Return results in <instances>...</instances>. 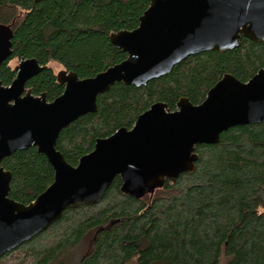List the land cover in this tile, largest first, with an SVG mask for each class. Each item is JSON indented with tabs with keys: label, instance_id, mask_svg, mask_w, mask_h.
<instances>
[{
	"label": "trees",
	"instance_id": "1",
	"mask_svg": "<svg viewBox=\"0 0 264 264\" xmlns=\"http://www.w3.org/2000/svg\"><path fill=\"white\" fill-rule=\"evenodd\" d=\"M151 0H0V23L14 19L13 54L0 81L17 74L10 61L55 60L81 78L127 58L110 34L133 30ZM264 68V42L243 37L239 47L191 55L148 85L123 82L98 98L99 110L64 128L57 148L77 165L96 140L131 128L155 100L199 104L225 73L248 81ZM49 100L64 87L51 70L29 82ZM172 110V108H169ZM193 171L168 182L149 203L121 191L118 177L102 201L68 209L46 230L0 257V264H264V121L229 128L216 144L197 146ZM13 174L10 197L29 204L54 180L36 147L3 160ZM85 244V247H84ZM225 260L221 261L222 255Z\"/></svg>",
	"mask_w": 264,
	"mask_h": 264
},
{
	"label": "water",
	"instance_id": "2",
	"mask_svg": "<svg viewBox=\"0 0 264 264\" xmlns=\"http://www.w3.org/2000/svg\"><path fill=\"white\" fill-rule=\"evenodd\" d=\"M243 37L264 42V0H151L137 28L110 34L127 58L93 77L60 71L65 90L53 101L26 88L45 67L36 58L22 60L11 85L0 81V257L66 210L102 201L118 177L123 193L140 198L195 170L198 145L218 143L231 127L264 121L261 68L248 81L225 73L199 104L181 97L173 111L164 101L153 103L132 128L98 138L77 165L57 148L62 130L95 113L98 97L116 83L143 87L191 55L239 47ZM13 38L12 26L0 24V64L13 54ZM31 147L47 157L55 173L46 190L24 204L10 197L13 174L2 162Z\"/></svg>",
	"mask_w": 264,
	"mask_h": 264
},
{
	"label": "rangeland",
	"instance_id": "3",
	"mask_svg": "<svg viewBox=\"0 0 264 264\" xmlns=\"http://www.w3.org/2000/svg\"><path fill=\"white\" fill-rule=\"evenodd\" d=\"M15 19H14V23L12 22L11 23V26H13V25H15ZM0 24H4V23H0ZM7 25H10V24H7ZM117 32V31H116ZM30 58V57H29ZM32 58H36V57H32ZM25 59H27V58H22V59H20V58H18V57H15V58H13L11 61H10V63H11V65H13V66H18L20 63H21V61L22 60H25ZM36 59H38V58H36ZM39 61V60H38ZM40 62V61H39ZM44 67H45V69L44 70H51L52 71V73L53 74H56L57 75V73H59L60 71H63V70H65L64 69V66L62 65V64H60L59 62H57V61H55V60H50L49 62H47V63H45V64H42ZM68 71V70H67ZM150 83V82H149ZM148 85V84H147ZM146 86V85H145ZM112 88V87H111ZM27 90H31V92H32V94H34L35 96H40L41 94H35L34 93V91H33V89H32V87H30L29 86V83H28V85H27ZM111 90V89H110ZM109 90V91H110ZM108 92V91H107ZM43 93H45L46 94V99L47 100H49V97H48V95H47V92H43ZM106 93V92H105ZM104 94V93H103ZM99 101V100H98ZM97 101V102H98ZM157 101H164V100H155L154 102H157ZM164 102H166V101H164ZM167 103V105H168V107H169V103L168 102H166ZM169 108H172V110L174 111V110H177V106H175V107H169ZM98 110H99V102H98ZM98 110L96 111V112H98ZM95 112V113H96ZM58 142V141H57ZM168 182H174V181H171V180H166L165 182H164V184L162 185V186H159V187H157V188H155L153 191H151V192H148V193H146L145 195H143L142 197H140V198H138V199H141V198H143L144 200H145V203L147 204V203H149V202H151V200H153L156 196H157V194H158V192L161 190V189H164L165 187H166V185H167V183ZM111 188V187H110ZM109 188V189H110ZM109 189L107 190V192L109 191ZM120 189H121V186H120ZM107 192H106V194H107ZM105 194V195H106ZM84 247H85V244H84ZM225 255L223 254L222 255V257H221V261H224L225 259Z\"/></svg>",
	"mask_w": 264,
	"mask_h": 264
},
{
	"label": "flooded vegetation",
	"instance_id": "4",
	"mask_svg": "<svg viewBox=\"0 0 264 264\" xmlns=\"http://www.w3.org/2000/svg\"><path fill=\"white\" fill-rule=\"evenodd\" d=\"M8 60H9V59H8ZM16 68H17V66H16ZM64 69H65V70H68V69H66V68H64ZM68 71H70V70H68ZM76 73H77V72H76ZM16 75H17V74H16ZM55 75H56V74H55ZM57 75H58V73H57ZM57 75H56L57 82H58L59 84H61V83L58 81ZM79 77H80V76H79ZM33 78H34V77H33ZM80 78H81V77H80ZM85 78H86V77H85ZM29 81H30V80H29ZM29 81H28V82H29ZM12 82H13V81H12ZM3 85H4V84H3ZM10 85H11V84H10ZM27 85H28V83H27ZM27 85H26V88H27ZM61 85L64 87V90H65V85H64V84H61ZM6 86H9V85H6ZM64 90H63V92H64ZM63 92H62V93H63ZM62 93H61V94H62ZM42 94H43V93H42ZM42 94H41V95H42ZM61 94H60V95H61ZM41 95H40V96H41ZM60 95H59V96H60ZM57 97H58V96H57ZM57 97H56V98H57ZM56 98H54V99H56ZM98 98H99V97H98ZM54 99H53V100H54ZM53 100H48V101H53ZM179 100H180V99H179ZM154 103H155V102H154ZM177 103H178V102H177ZM176 106H177V105H176ZM150 107H151V106H150ZM148 109H149V108H148ZM145 111H146V110H145ZM145 111H144V112H145ZM142 113H143V112H142ZM142 113H141V114H142ZM137 118H138V117H137ZM136 120H137V119H136ZM134 125H135V124H134ZM134 125H133V126H134ZM127 128H128V127H127ZM131 128H132V127H131ZM119 129H120V128H119ZM116 131H117V130H116ZM116 131H115V132H116ZM115 132H114V133H115ZM111 135H112V134H111ZM2 166H3V162H2ZM4 168H5V167H4ZM5 169H6V168H5Z\"/></svg>",
	"mask_w": 264,
	"mask_h": 264
}]
</instances>
